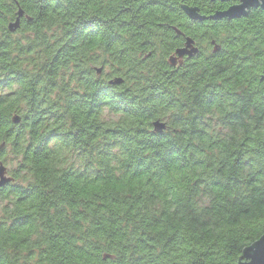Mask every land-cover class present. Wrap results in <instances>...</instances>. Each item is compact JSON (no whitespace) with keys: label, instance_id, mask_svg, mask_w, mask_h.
I'll list each match as a JSON object with an SVG mask.
<instances>
[{"label":"clouds","instance_id":"obj_1","mask_svg":"<svg viewBox=\"0 0 264 264\" xmlns=\"http://www.w3.org/2000/svg\"><path fill=\"white\" fill-rule=\"evenodd\" d=\"M0 264H264V0H0Z\"/></svg>","mask_w":264,"mask_h":264}]
</instances>
